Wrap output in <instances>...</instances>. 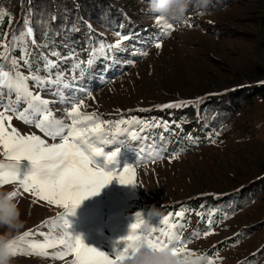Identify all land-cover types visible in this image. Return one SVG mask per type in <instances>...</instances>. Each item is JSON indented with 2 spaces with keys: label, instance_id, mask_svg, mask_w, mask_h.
<instances>
[{
  "label": "rangeland",
  "instance_id": "374dc122",
  "mask_svg": "<svg viewBox=\"0 0 264 264\" xmlns=\"http://www.w3.org/2000/svg\"><path fill=\"white\" fill-rule=\"evenodd\" d=\"M31 1L12 0L22 8L24 2L32 5ZM117 4L136 20L134 27L141 33L139 41L144 45L126 43L119 48L123 51L120 56L109 50L111 69L99 65L89 76H81L75 82L73 77H63L66 83L78 86L64 89V95L73 96L74 89H78L75 96L84 98L86 104L82 110L96 112L104 121L167 122V132L162 128H146L141 132L137 125L130 129L138 136H151L157 146L166 145L164 159L137 168L138 185H121L113 180L99 195L84 200L74 215L67 216L71 225L68 232L74 238L81 237L86 246L113 256L124 247L123 240L128 236L137 212L145 218L147 213L158 212L159 216L153 218L156 223V219L183 208L185 215L179 222L185 225L182 239L192 241L188 250L207 255L213 264H241L260 253L264 246V0H226L214 5L210 11L188 13L182 25L173 24L159 50L154 46V39L159 37L160 30L155 24L156 17L148 10L149 3L118 0ZM145 27L148 29L142 33ZM152 36L155 38H150ZM142 51L148 54L140 55ZM53 71L60 73L59 69ZM20 72H27L25 66ZM99 72H105L103 78H98ZM29 87L45 99H57L53 95L54 85L39 88L31 84ZM249 87L257 88V93L261 94L255 93L251 100L237 104L236 112L226 119L225 132H220L213 141L204 136L196 144L182 148L186 143L183 142L196 132L199 103L205 104L213 97ZM178 101L189 103L173 112L158 108ZM50 107L60 117L65 106L54 103ZM12 125L22 134H36L48 139L21 120L14 118ZM161 135L164 141L159 140ZM121 138L133 147L118 143L105 148L106 153L120 149L116 160L108 163L104 156L95 157L94 168L112 172L122 170L126 165L136 166L135 147L144 142L133 140L130 134ZM48 142L54 141L48 139ZM170 156L175 158L170 161ZM27 167V162H23L22 168ZM257 180L263 181L257 184ZM0 190L10 193L16 190V185H5ZM241 191L249 192H245L246 198L240 202L242 208L237 214L212 228V235L194 238L193 233L209 230L206 223L199 220L208 221L207 207L201 203L197 209V199L213 203L214 199H231ZM14 199L24 222L20 235L38 228L50 232V228L40 226L64 211L43 202L34 204L29 194ZM212 211H216V207ZM197 212L203 215L198 216ZM220 220L223 219L220 217ZM248 227L256 229L242 242L231 244ZM5 232V228H0V235ZM30 239L42 241L43 237ZM24 246L20 244V247ZM59 250L48 249L50 254ZM11 264H65V261L51 256L18 254Z\"/></svg>",
  "mask_w": 264,
  "mask_h": 264
},
{
  "label": "snow or ice",
  "instance_id": "6c2138e0",
  "mask_svg": "<svg viewBox=\"0 0 264 264\" xmlns=\"http://www.w3.org/2000/svg\"><path fill=\"white\" fill-rule=\"evenodd\" d=\"M3 15L4 13L0 11V23ZM155 24L160 30V35L154 39V46L159 50L163 37L170 35L173 24L160 16L155 18ZM32 35L30 20L26 19L25 28L19 36L14 34L9 43L0 44V48L3 49L0 51V60L7 62L0 63V156H3V160H0V187L14 184L16 190L9 193L10 198L29 194L34 204L43 202L64 211L54 220L45 221L40 226L50 228V232L45 233L38 228L19 235L17 237L19 246L13 248V255H35L42 258L51 256L52 259L64 260L65 264H123L125 259L135 254L141 243H147L156 250L170 249L174 255L188 250V245L192 241L182 239L185 225L179 222L185 215L183 208L174 214L169 213L162 219H156V223H153V218L159 215L147 213L145 218L137 212L135 222L131 224L129 234L123 240L124 247L113 256L86 246L81 237L74 238L70 235L68 229L71 225L67 216L74 215L76 208L84 200L99 195L100 191L113 180L121 185H138L135 179L136 169L164 159L166 145L157 146L149 135H136L130 131L131 126H140L141 132L146 128H162L167 132L169 124L160 121L148 123L137 119L104 121L96 112L83 111L82 109L86 107L84 98L75 96V92L79 90L74 89L73 96L65 97L63 90L74 86L66 83L61 73H56L55 79L51 78L52 69L58 65L50 60L45 59L44 70L48 73L47 77L40 76L39 70L37 72L30 70L28 75H24L19 71V65L22 61L31 69L25 41ZM129 38L120 36L114 45L100 42L99 47L94 48L91 53L89 66L106 49H117ZM32 43L35 44V41L32 40ZM17 46L23 53L19 60L10 56V51ZM139 54L146 56L148 53L142 51ZM76 67L79 68V64ZM29 81L39 88L56 86L53 95L57 99L48 100L34 93L29 87ZM54 103H62L65 106L60 117H57L55 110L50 107ZM188 103L178 101L159 105L158 108L160 110L181 108ZM22 104L23 108L20 107ZM14 118L26 125L34 126L43 133V137L54 142L49 143L48 139L42 138L41 135L22 134L12 125ZM127 134L135 141L144 142L135 147L138 155L136 166L126 165L122 170L112 172H105L99 167L92 166L95 157L104 156L108 163L116 160L120 149L116 148L106 153L107 147L119 143L132 148L126 139L121 138ZM159 140L164 141L163 135L159 136ZM174 158L170 156L169 160ZM23 162H27L26 169L22 168ZM196 215L203 214L197 212ZM208 224L209 230L202 234L193 233L194 238L212 235V221L209 220ZM56 232L59 234L56 235ZM35 236L43 237V240L30 239ZM13 243L15 244V241ZM20 244L25 246L20 247ZM55 248L60 250L50 254L48 249ZM215 255L218 257L219 253ZM68 257L71 259H66ZM200 260L201 264H213V260L207 255H200Z\"/></svg>",
  "mask_w": 264,
  "mask_h": 264
},
{
  "label": "trees",
  "instance_id": "16d2710c",
  "mask_svg": "<svg viewBox=\"0 0 264 264\" xmlns=\"http://www.w3.org/2000/svg\"><path fill=\"white\" fill-rule=\"evenodd\" d=\"M118 0H32V5H27L24 2L22 6L13 3L12 0H0V11L4 13L2 23H0V44L9 43L13 35L19 36L25 28V20H30V26L33 30V35L26 38L28 59L31 61V69L20 62L19 71L25 66L27 69L24 75H28L29 71L37 72L39 75L47 77L48 73L44 70L45 59L57 64L58 67L52 69L51 78L55 79L56 72L53 70L59 69L63 77H75L73 82L79 77L89 76L99 65L106 66L111 69V60L109 50H105L103 54H99L94 62L89 66V59L94 48H98L100 42L105 44H116L120 36L130 37L123 41L120 47L126 43H139L144 45L143 41H139L140 34L134 27L135 19L132 18L128 11L117 4ZM144 3H149L150 0H140ZM226 0H215L209 5L208 10L214 8V5H219ZM234 2V1H229ZM227 3V2H226ZM223 3V4H226ZM199 12L197 8L189 6L187 14ZM148 27L141 30L146 32ZM160 32V31H159ZM119 34V35H118ZM7 35V40L5 36ZM150 38H155L154 36ZM35 41V44L32 43ZM119 47V48H120ZM113 49L112 53L116 56L123 54L120 49ZM0 51H3L0 48ZM22 49L17 46L10 51V56L17 60L22 56ZM0 63H7L0 60ZM79 64V68L76 65ZM103 71V70H102ZM84 74V75H81ZM105 72H99L98 78H103ZM31 86L32 81L28 82ZM73 85V84H72ZM77 88V85H73ZM260 92V91H259ZM257 93V88L249 87L237 93H228L221 96L213 97L209 102L199 103L197 106V122L196 132L189 140L184 141L182 148L189 147L200 141L202 137L207 136L208 141H213L220 132H225L227 117L233 115L237 108V104H242L249 101ZM181 107L180 109H182ZM178 108H171L173 112ZM186 117V116H185ZM264 178V177H262ZM264 180V179H263ZM256 181L255 183L262 182ZM257 183V184H258ZM256 185V184H255ZM253 190V189H252ZM245 192L241 191L231 199H214L213 203L206 200L197 199V209L201 203L207 207L206 214L208 221L211 220V227L214 228L218 224L225 222L235 216L242 208L240 202L245 197ZM240 196V197H239ZM253 197V196H252ZM254 199V197H253ZM239 201V203H237ZM216 207V211L212 208ZM220 217L223 220L218 221ZM200 222H205L209 229V224L206 219ZM256 227H248L241 231L240 235L233 239V245L242 242L245 237L254 231ZM262 250V251H261ZM260 253L249 258L241 264H264V246Z\"/></svg>",
  "mask_w": 264,
  "mask_h": 264
},
{
  "label": "clouds",
  "instance_id": "9594fccd",
  "mask_svg": "<svg viewBox=\"0 0 264 264\" xmlns=\"http://www.w3.org/2000/svg\"><path fill=\"white\" fill-rule=\"evenodd\" d=\"M211 0H150L148 10L154 16H160L171 24L182 25L186 20L189 6L198 11H207ZM150 215H159L150 212ZM21 213L14 198L9 192L0 190V228L6 232L0 235V264H11L13 248L19 246L17 237L24 227ZM15 233V235H13ZM15 241V244L13 243ZM190 250L174 255L170 249L156 250L147 243L138 245L135 254L123 261V264H201L200 254H189Z\"/></svg>",
  "mask_w": 264,
  "mask_h": 264
}]
</instances>
